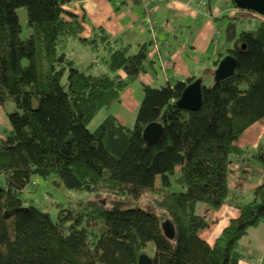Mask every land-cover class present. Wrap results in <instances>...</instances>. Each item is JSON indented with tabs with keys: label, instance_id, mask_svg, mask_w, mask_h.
I'll use <instances>...</instances> for the list:
<instances>
[{
	"label": "trees",
	"instance_id": "trees-1",
	"mask_svg": "<svg viewBox=\"0 0 264 264\" xmlns=\"http://www.w3.org/2000/svg\"><path fill=\"white\" fill-rule=\"evenodd\" d=\"M77 1L0 0V107L15 106L6 114L10 128L0 129V264H137L150 246L151 264H239L240 239L264 222V178L247 203L230 198L228 186L230 156L247 154L237 141L264 119V16L233 0L228 5L237 12L216 64L225 55L235 58L230 77L216 82L214 69L206 68L173 84H142L132 128L109 115L90 131L95 115L119 102L151 61L148 44L124 45L100 27L83 36L84 17L69 9ZM19 8L27 14L26 38ZM247 15L259 18L257 27L237 32ZM70 40L89 47L96 62L79 69L64 51ZM197 78L202 104L189 112L176 102ZM151 123L163 133L147 144L142 132ZM250 157L264 177V141ZM177 167L180 191L170 180ZM33 177H54L92 197L52 220L24 206L22 192ZM146 193L158 197L152 204L164 216L139 203ZM226 203L239 214L209 244L199 235L208 222L197 205L218 210ZM166 220L173 239L161 229Z\"/></svg>",
	"mask_w": 264,
	"mask_h": 264
},
{
	"label": "crops",
	"instance_id": "crops-1",
	"mask_svg": "<svg viewBox=\"0 0 264 264\" xmlns=\"http://www.w3.org/2000/svg\"><path fill=\"white\" fill-rule=\"evenodd\" d=\"M147 1L155 5V39L165 63L163 65L158 58L150 62L148 71L130 85L128 96H124L130 102L134 94L135 98H141L136 88H133L136 83L143 94L142 84H173L191 76L198 77L206 68L215 70L222 35V29L217 27L216 21L223 15L224 8L231 4V0H226L225 7L222 0H115L114 4L111 0H81L71 4L69 9L84 17L83 36L89 37L91 28L100 27L111 36L120 38L121 43L136 48L140 44H148L151 39L142 25H138L144 15V4ZM218 31L221 32L219 37L216 36ZM159 80L162 83L158 82ZM124 114L120 112L114 116L129 127L133 120L128 124ZM135 114L132 112L131 116ZM256 125H260L255 134L256 138L247 136L242 143L236 144L239 148L246 149L247 154H232L229 160L230 198L241 203L251 200L253 190L264 178L261 167L250 157V152L255 150L264 138V119L249 127L242 136L249 133L251 135L250 129ZM200 205L201 212L198 214L205 215L208 226L199 235L212 244L229 220L238 216L239 211L232 203H226L218 210ZM239 248L242 254L239 264H264V222L247 231L239 241Z\"/></svg>",
	"mask_w": 264,
	"mask_h": 264
},
{
	"label": "rangeland",
	"instance_id": "rangeland-1",
	"mask_svg": "<svg viewBox=\"0 0 264 264\" xmlns=\"http://www.w3.org/2000/svg\"><path fill=\"white\" fill-rule=\"evenodd\" d=\"M222 2H223V5L226 4L225 3L226 0H222ZM150 5L153 6L151 4V2H150ZM224 7H225V5H224ZM232 10H233V7L232 8H224L223 15L216 21L217 27L219 29H222V33H221L222 35H221V40H220L221 47H223V45H224V42H223L224 30H225L228 22L230 21ZM154 14L156 15L155 12H154ZM17 15L19 18L20 25L22 27L21 37L26 38L29 34V28L27 26L26 10L24 8L17 9ZM156 21L157 20H155V26L157 28ZM259 21L260 20L258 17H252L251 18L250 16L247 15V17H245L244 20H242V22L237 25L236 30H237V32L241 31V30H254L257 27ZM221 22H222V24H221ZM138 25L141 26L142 22L140 21V23H138ZM156 28H154V31L152 34L146 30V32H148L150 37L152 35L156 36V30H157ZM143 29H144V27H143ZM157 45H158V43H157ZM148 47H149L148 48L149 52H154V48L152 46H150V44H148ZM158 48H159V46H158ZM64 51L68 54V56L72 57L76 61L77 67L81 70L85 69V67H87L91 62H96V60H94L93 58L96 57L97 55L93 54V52L91 51V49L89 47L83 46L77 40L76 41H74V40L67 41L66 48ZM94 71L95 72L97 71L96 67H95ZM211 81H212L211 79H207L205 81V83L210 84ZM158 82H161V80H159ZM163 85H164V83H162V86ZM137 86L138 85L136 83V85H133V88H136V91L138 92L139 96H141V98L140 97L135 98V96H136L135 94L133 96V99H131V102L127 101L124 98V96L127 95L131 90V87L129 85L124 90V95H120L119 102H114L109 108H102L100 110V112H98L95 115V117L87 125L88 130L94 131L97 128V126L107 116L118 115L120 112L125 113L124 114L126 117L125 121L128 124H131L132 120H133V123L131 125H129V128H132L134 126L136 114L134 116H131V113L132 112L137 113V110L139 108L140 102H141L142 97H143V94L139 91ZM154 87H160V86H154ZM135 102H136V104H134ZM14 110H15V106L10 101L5 102L3 104V106L0 107V129H9L10 128L6 114L9 112H12ZM259 126L260 125H256L255 127H253V129H250L251 130L250 132H252L251 135H250V133H249V135H243L241 138H239V141H237V143H242L247 138V136L250 137L251 139H253V137L256 138L255 134L257 133ZM263 141H264V138L260 142H263ZM178 175H179V168L177 167L174 171V174L170 177V180L172 182V189L174 191L182 190V188L180 186H177L174 183V180L178 177ZM156 183H157V185L160 183V178L158 176L156 178ZM22 194H23L22 199L24 201L25 207H27L29 205H33L36 208H38L40 211L49 214V217L52 220H59L61 214H65V212L68 209L75 206L78 202L88 201L92 197V193H90V192H85V191L79 192V191H75V190L65 189L62 186L61 182L54 177H50L47 180H44V179L39 178V177H33L31 184L28 185L23 190ZM152 198L158 199V197H155V195H153V194L152 195L149 193L143 194L139 199V203L143 207L151 208L159 216H162V215L164 216L165 214L162 213V211H159L157 208L153 207ZM201 206L202 205H200V204L197 205V209H196L197 213L201 212L200 211ZM151 253H152V246H150L147 250L148 255H150Z\"/></svg>",
	"mask_w": 264,
	"mask_h": 264
},
{
	"label": "water",
	"instance_id": "water-1",
	"mask_svg": "<svg viewBox=\"0 0 264 264\" xmlns=\"http://www.w3.org/2000/svg\"><path fill=\"white\" fill-rule=\"evenodd\" d=\"M233 1L240 9L250 10L264 16V0ZM235 67V58L230 55L225 56L220 62L217 63V66L214 70V80L218 82L230 77L234 73ZM201 89V79H197L192 84H189L182 92L180 98L177 100V106L189 112L198 111L202 104ZM162 133L163 128L160 124L151 123L144 128L142 132V138L145 143L153 144L161 138ZM161 229L165 237L168 239L174 238L173 226L169 220L161 223ZM137 264H151V258L147 254H142L139 257Z\"/></svg>",
	"mask_w": 264,
	"mask_h": 264
},
{
	"label": "built area",
	"instance_id": "built-area-1",
	"mask_svg": "<svg viewBox=\"0 0 264 264\" xmlns=\"http://www.w3.org/2000/svg\"><path fill=\"white\" fill-rule=\"evenodd\" d=\"M145 12L143 17L141 18L142 26L145 30L150 32L151 34L154 31L155 28V19H154V8L150 5V2H145L144 4ZM152 46L154 48V52H149L148 57L150 61H153L155 58L161 59L162 64L164 65V61L161 58L160 51L158 49L157 40L155 39V36H151Z\"/></svg>",
	"mask_w": 264,
	"mask_h": 264
},
{
	"label": "bare ground",
	"instance_id": "bare-ground-1",
	"mask_svg": "<svg viewBox=\"0 0 264 264\" xmlns=\"http://www.w3.org/2000/svg\"><path fill=\"white\" fill-rule=\"evenodd\" d=\"M238 9H240V8L238 7ZM243 10H244V9H243ZM235 12H237V9H236V8H233V10L231 11V13L234 14ZM252 12H253V11H252ZM254 13H255V12H254ZM255 14H256V15H259V14H257V13H255ZM259 16H262V15H259ZM216 36H217V37L220 36V32H219V31L216 33ZM148 44H150V45L152 44V40H151V39H150V41H149ZM148 48H149V47H148ZM225 56H227V55H225ZM225 56H224V57H225ZM224 57H223V58H224ZM197 79H200V78H197ZM197 79H196V80H197ZM214 81H215V80H214ZM201 84H202V82H201ZM125 126H126V125H125Z\"/></svg>",
	"mask_w": 264,
	"mask_h": 264
}]
</instances>
